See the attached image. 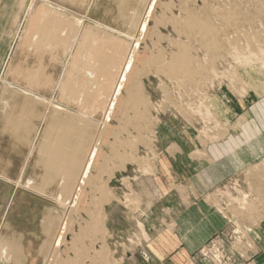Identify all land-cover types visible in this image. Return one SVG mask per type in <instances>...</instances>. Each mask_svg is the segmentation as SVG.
Wrapping results in <instances>:
<instances>
[{"label":"rangeland","instance_id":"rangeland-1","mask_svg":"<svg viewBox=\"0 0 264 264\" xmlns=\"http://www.w3.org/2000/svg\"><path fill=\"white\" fill-rule=\"evenodd\" d=\"M162 1L160 0L159 3L157 2L150 16H148L147 18H143V20H146L147 22L149 21L147 25L148 32L146 31V35L144 33V35H141L140 37L138 36L140 27H135L136 30H133V28L130 27L128 29L133 30L130 37L134 38L130 40L129 38L126 39V37L122 36L124 42L128 40L127 46L124 47L128 50L126 49L125 51L124 48L121 52L113 50V56L116 57H114L115 62H120L122 63V65L118 63V66H116V68L114 69L115 71L113 70V72H111L115 74L110 73L109 75H107L108 77L105 76L107 77V79L103 78V81L108 86V89L113 87L115 88V84L117 86V84L119 83L120 75L123 72L124 66L126 65L127 61L130 62L132 60L129 65V73H131L132 69L133 73H131L130 75L131 79H133V77L134 79L131 80L130 77L126 78L125 82L123 83L125 89L121 91L120 97H123L124 100L129 99L130 93L125 91L126 88L127 90H129L134 87L132 90L134 94L136 93V91L138 94L139 90V94H143L144 100L142 95H140L141 99L139 102L141 104H138V109L141 106L142 108L140 109H143V111H140L141 115L136 114L138 116H134L132 114L134 112H132L128 108L126 110L130 113H125L123 117L122 115H119L120 113L118 111H115L116 114H119H114V116L116 115L115 119L114 116H112V123L118 122V124L124 123L123 125H126L128 122L129 126H124L127 129H125V131L119 132L118 134V130L115 131V134L114 131L103 133L95 132V138L96 140H98H94V146H92L95 149V146H97V159H99L96 162L97 164L95 163L90 171V173H93V175L91 176L89 174L90 179H95V182L92 180V183L87 184L88 186H86L84 190L85 195L83 194L82 199H80L77 205V207L79 208H74L76 211L73 210V208H70L68 204L69 201L64 200L65 198H67V196L58 191V182L59 184H61V180H58V175L60 174L49 172L50 174L48 173L47 178L41 179V173L47 168L40 159L36 158L35 153L31 157L29 165H27L26 170L23 173L21 170L20 175H12L9 179L0 178V235L4 236L5 234L10 235L14 233V230L9 231L10 229H7L6 227L9 224L11 217L14 215L12 206H19L18 213L16 214L17 216H19L17 217L19 220L20 217L25 216L28 217V220L30 219L29 216H31V213L29 215L28 213L26 214L24 212V209H22L20 206L25 205L27 201H34L38 199V197L42 199L41 196L35 195L34 189L38 190L37 192L50 196L52 199H59L58 204L51 200H42L43 208H46L45 210L50 209L52 215L51 217L57 216L58 218L56 221L53 219L51 222L49 221L51 225H54L55 230L52 231L51 240H49L48 243H43L44 255L38 256L33 252L34 255L30 256L29 262L32 264H34V261L40 260L42 264H62L63 262L66 263V261L69 262H67L66 264L80 263V261L75 262L74 259L82 260V264H130L128 255H131V257H133L135 253L138 254L139 252H141V248L144 247V245L142 244V238H135L136 236H140L138 231L141 230L140 233H144V236L148 234H145L144 227L142 228V226H140L139 230V227L136 226V223L133 224L132 222H129L127 220L126 214L123 212L124 207L122 203L136 204L137 201H135V197L133 196H137L139 189L142 190V192H146V194L149 193L148 189L151 187L149 186L150 182H148L147 180L151 178L153 174L159 172V162L162 159L161 154L166 151V149H162V146H169L170 143H175L176 140L182 141L184 139L182 136L185 135V132H188L187 135L189 137L191 136V139H194V141L198 142V145H200L199 143H201V146L205 147L209 144L221 142L224 140H237L235 142L240 143L246 141L247 143H254L257 146L258 155L262 157V154L264 152V0ZM168 1L169 3H167ZM49 2L51 3L50 5L52 7L41 6L43 5L42 3H44L43 0H28L27 6L30 5L28 9L30 7L34 8H32L31 11L27 10V12L24 8L21 16L19 17L16 35L12 40L10 50L6 52L5 58L3 60L4 63L3 65L1 64L0 67V89H7L9 87V84L17 86V81H20L16 78V76H14L16 75V73L14 72V67L19 65L21 58V56L18 55L22 51L19 41L20 39L21 41H23L26 38V40H28L31 37L29 33H25L26 29H24V27L26 28V24L30 22V18H33L34 12H43L37 16L35 15L37 18H39L43 16L44 12L46 13L47 11H49V21L51 19H53L51 20L52 22L58 21V26H61V20L58 15L62 14V16H65V18H69L71 14L68 11L64 10L71 9V11L76 12L75 14H77V16L81 20L83 19L85 21L83 23V26H81L82 31L89 29L88 27L94 29L93 26L95 25L90 23L92 19H96L97 21H100L101 24H105L101 19V15L97 13V10L95 9L96 0H49ZM82 3H84L85 5L83 4V6ZM106 3H108L107 0ZM161 3H164L165 5L167 4L166 6L169 7H166ZM80 5L82 6L80 7ZM43 7L46 8V10ZM56 7L58 8V14L57 12L54 13L53 10V8ZM159 8H161L162 10ZM165 8L167 9L165 10ZM189 8L191 10H189ZM50 10H52L54 15ZM224 12L233 14L235 13V19L240 25L238 27H232L227 26L225 23H223L220 20L218 13ZM166 13L170 15L167 16ZM200 16H202V18L205 16L204 18L209 19L210 22H213L212 25L214 24L218 28V32L216 35L207 37L206 35H203V33L191 31L188 26L189 23H191L190 19H197V17L201 19ZM158 17L162 18L163 23L156 24L154 20L159 19ZM49 21L47 20V23ZM92 22L94 23V21ZM152 25L154 29L152 28ZM182 28H185V30H183ZM188 30L190 32H188ZM24 33L25 35H27L24 36ZM159 33H161V35ZM43 38L46 39L45 36H43ZM116 38L121 39L120 36ZM136 38L139 41L141 40L139 42L140 44L137 47H135V43L137 41ZM151 38H153L154 40ZM71 39L74 40V37ZM55 43L59 44L62 42H60V39H58L55 41ZM92 44L93 42L90 45ZM181 44L185 46L184 48L187 50L190 58L187 63V73H183L179 71V69L174 68L172 66V63L170 62L172 61L171 57L177 52L178 46ZM128 45L129 47L131 46V48H129ZM156 45H160V48ZM71 46L72 45H70V47L65 46L64 51H62V53H65V51H67V53H65V62L61 61L65 64L66 67L70 65V62H72V58H70V55L73 52L69 53L68 50V47L70 49ZM133 47H135V49ZM132 48L134 49L133 51ZM112 49L113 48L111 47L110 52ZM153 49H156V51L158 50V53ZM125 52L127 57L126 55H124ZM55 53L57 52L55 51ZM135 53H138L139 55ZM165 53L167 54V56H165ZM110 55H112V53H110ZM122 56H125L126 58H123ZM122 58L124 59V65ZM144 59H146L147 61ZM10 60L11 62L13 60L14 63L9 68L8 62ZM163 62L165 63L164 66ZM149 64L150 66L148 67ZM156 64L159 66H156ZM144 66L145 68H143ZM166 68L167 71H165ZM188 69L191 72H189L190 74L188 73ZM141 70L144 71L142 72ZM138 75L140 76L138 77ZM91 86L96 92L99 91V89L101 88L100 78H98V81H94V83L92 82ZM98 94L101 95L100 93H97V95ZM133 96L134 95H132V97ZM145 100L148 105L147 107H145L146 102H143ZM77 103L79 106V101ZM83 103L85 105L86 101L83 100ZM93 106L96 107V105H92V107ZM94 107L93 109L95 110ZM97 109L98 108H96V110ZM96 110L91 112L94 113L96 112ZM146 110L147 113L144 112ZM81 111L90 112L89 110H85L84 108ZM52 112H54V109H51L50 114ZM126 114H130L131 117L129 116L128 118ZM142 114H146V118ZM97 117L103 118V115L101 114ZM118 117H120L119 119H121L122 117L124 122H119L120 120L117 121ZM137 117L139 118L138 121L135 120L138 119ZM140 117L143 118L140 119ZM130 118H132V121H134L131 122ZM1 120L2 119H0V125L2 124ZM95 123L97 122L95 121ZM96 125L94 124V126ZM130 125H133V128L138 126L137 130L135 128H130ZM134 130H136L137 132ZM138 131H140V133ZM128 132L131 134V136L130 134H128ZM135 132L137 135L135 134ZM110 135L113 137L110 138ZM134 138L135 140H133ZM123 139H126L127 141L124 142ZM111 142L118 143L114 144L113 147ZM126 142L130 143L126 144ZM121 144H126L125 146H127V148L125 146L124 149L123 146L122 148L119 147V145L121 146ZM33 147H35V151H37L38 143L36 142ZM174 148L175 147H173V149ZM111 150H113V153H115L109 154L112 153ZM123 151H125L124 154ZM103 155H105V157L106 155H108L106 158H108L109 160L103 157ZM113 156H115L114 159L112 158ZM116 157L119 158L116 159ZM126 158H128L129 160ZM110 159L112 162L111 164ZM115 160H117L118 162ZM119 161H121L122 164ZM105 162H109V164ZM61 166L62 164L59 165L56 163H50V168H53L55 170L61 168ZM75 168L76 166L73 167V170H75ZM104 168H106L105 171ZM95 173H100V175H98L100 177H98ZM101 174L104 177L101 176ZM60 177L64 176L60 175L59 178ZM28 179H31L30 184L32 188L30 187V185L28 186L30 188H26ZM244 179L245 181L242 180L239 183H235L234 192L228 194L230 198L227 211H225V213H232V217L238 219V221L234 220L233 224L235 223L242 227V229L240 230L242 231L241 234L236 235V229L234 225H232V228L228 233V238H225L222 235L215 236L205 245L204 248H201L199 252L192 256L191 259L193 264H264V239H262V241L259 240L255 243L254 239H252L251 236V227H257L262 222L264 224V164L258 167L257 170L248 171L246 174H244ZM99 181L101 182L99 183ZM96 183L100 185L96 186ZM101 185H103L102 187L104 188V190H102L103 188L101 187ZM91 186H94V188ZM256 193L258 196H255ZM92 198L97 200L93 201ZM86 202L87 204H90V207L89 205H84L86 204ZM60 204L62 207L60 206ZM85 207L88 208L86 209ZM62 208H64L65 210ZM41 209H34L32 213L31 218L33 219V221H36L33 222L34 225H38L46 215L48 216V210L47 212H43L41 211ZM85 209L88 211L85 212ZM93 214H97V217ZM92 216H94L95 218L93 217L92 219ZM67 217H71L70 221H68ZM66 219L68 222H65ZM92 220L96 221L93 222ZM69 222L71 224H69V228H67ZM77 222L79 223V226L81 225V222L83 223V227L80 226L82 227V231H80L81 229H79L80 227H78ZM65 224L66 227H63ZM72 224H74V226ZM96 224L98 225V231ZM244 224H247L250 228L244 226ZM89 226H91V228ZM85 227H88L86 229H89L90 231H85ZM63 228H67V232ZM92 229L93 232H91ZM63 231H65V233H63ZM72 231L74 232L72 233ZM77 232L80 233L78 234ZM16 234L19 235L18 232H16ZM86 234L87 236H89L87 237ZM59 235L63 236L60 237ZM60 238L61 243H59ZM11 239L12 238H10L9 241H11ZM32 239H35V235L27 236V238L25 237L26 243H30L26 244L25 246V248H27L26 252H29L32 249ZM72 240L76 241L74 242ZM82 240H85V242H87L84 243L82 242ZM92 240H94L95 242H92ZM40 241L41 240H39V242ZM80 241L82 245L84 243L83 246L80 244ZM89 241L92 244L90 245V248L87 249L88 251L85 250V252L86 254L88 252L91 257L87 258L85 257L84 253L80 252L84 251L80 249H84L85 244L88 247ZM218 241L219 243L217 244L216 242ZM58 243L60 244L59 248L57 247ZM75 243L76 249L74 246ZM213 245L214 247H219V252L221 253L222 260L220 259V256L218 258L219 261H216L217 259L214 258V255L216 257H218V255L216 254L215 250L213 251ZM8 246L10 247V245ZM50 246L52 247V249ZM1 248L3 249H1L0 251V264H14L13 260H8L9 258L7 248L4 245H1ZM56 251L57 253H55ZM257 251L259 252L258 255ZM80 253L82 254L83 258L81 257ZM33 257L34 260L32 259ZM69 258L71 260L74 258L72 260L73 262ZM69 260L71 261V263ZM18 264H26V262L21 261L18 262Z\"/></svg>","mask_w":264,"mask_h":264},{"label":"bare ground","instance_id":"bare-ground-1","mask_svg":"<svg viewBox=\"0 0 264 264\" xmlns=\"http://www.w3.org/2000/svg\"><path fill=\"white\" fill-rule=\"evenodd\" d=\"M60 1H62V0H60ZM23 2L24 1H22V3ZM43 2L44 3H42L43 5H41V6L52 7L50 5L51 1L49 2V0H43ZM78 2H81V1H78ZM107 2L108 3H106V0H96V4H95L96 5L95 9L97 10V13H99L101 15V19L105 24H101L100 21H97L96 19H92V21H94V23L92 21H90V23L94 24L96 27L93 26L94 29H91L90 27H88L89 29H86L83 31H82L81 26H83V23L85 21L83 19L81 20L77 16V14H75L76 12L71 11V9L70 10L69 9H66V10L63 9L64 11H68L71 14L69 16V18H65V16H62V14L58 15V17H60V20H61V22H60L61 26L60 25L58 26V24H59L58 21L52 22L51 20H53V19H51L49 21V18H50L49 14H48V13H50L49 11H47L46 13L44 12L43 16L39 17V18H37L36 16L43 13V12H38V11L36 13L34 12L33 18L31 17L30 22L29 23L26 22L27 23L26 28L24 27V29H26L25 33H29L32 38L30 37L28 40H26L27 38L25 37L26 39L23 41H21V39L19 41V39H18V41L20 42V47H21L22 51L20 52V54H18L21 56V58H20L19 65L14 67V72L16 73V75H14V76H16V78L19 79L20 81H17V86L13 85V84H9V87L7 89H0V103H1L0 104L1 105L0 116H3V117H0V119H2L1 120L2 124L0 125V178L9 179V178H11L12 175H18V174L20 175L21 170L23 173L26 170L27 165H29L31 157L35 153L36 158L40 159L47 168L46 170H44L41 173L42 174L41 179L47 178L48 177L47 175L49 172L57 173V174L64 176V177L59 178L60 175H58V180H61V184H59V182L57 180L58 187H59L58 191L60 193H62L63 195L65 194L67 196V198H65L64 200L69 201L68 202L69 207L73 208V210H75L74 208L77 207L80 199H82V196L84 194V190H85L86 186H88L87 184L92 183L91 182L92 180L95 182V179H90V177H89V174L91 176L93 175V173H90V171H91L93 165L99 159V158L97 159V156H98V154H97L98 150H96V149H98L97 146H95L96 149L93 148L94 140H96L95 132H97V133L102 132L103 133V132H109V131L113 132L114 131V134H115V131L118 130L117 131V134H118L119 132L125 131V129H127L126 127L129 126L128 122L126 125H123L124 123L118 124V122L112 123L111 118H112V116H114V114H116L115 111H118L120 113V114L117 113L116 115L119 114V115H122V117L125 115V113L129 112L126 110L128 108H129V110L134 112V113H132L134 116L136 114L141 115L140 111H143V109L142 110L140 109V108H142L141 106L138 109V104L139 105L141 104L139 102L141 99L140 95H142L143 100H144V96L142 93L139 94L140 93L139 90H138V94H137V91L134 94L132 91L134 87L129 89V90H127V88H126L125 91L130 93L129 99L124 100L123 97H120L121 91L125 89L123 83L125 82L126 78L130 77V79H131L130 74L133 73L132 69H131V73H129V65H130V62H132L131 58H130V60H131L130 62L127 61L126 65L124 66V69L122 68L123 72L120 75L119 83L117 84V86L115 84V88L113 87V88L108 89V86L103 81V78L107 79V77H108L107 75H109L111 72H113V70L116 68V66H118V63H120V62H115L116 57L113 56V50L121 52V51H123V48L127 46L128 40L124 42V40L122 39L123 38L122 36L126 37V39H128V38L130 40L133 39L134 37L131 38L130 35H131L133 30H136L135 27H140L138 36L141 37V35H144V33L146 35V31L148 32L147 25H148L149 21L147 22L146 20H143V18L144 17L147 18L148 16H150V14L154 10L155 5L157 4V2L159 3L160 0L159 1L158 0H107ZM162 2H164V1H162ZM167 3H169V1ZM170 3H171V1H170ZM83 4L84 3H82V5ZM161 4L165 5L164 3H161ZM75 5H76V3H75ZM82 5H80V7ZM163 5H160V6H163ZM174 5H175V3H174ZM29 6H26V8H25V6L20 5L19 12H21L24 8L26 9V12H27V10L31 11L32 8H34V7H32V8L30 7L28 9ZM57 7L53 8V10H54V13L57 12V14H58V8ZM166 7H169V6H166ZM161 8H159V9H161ZM44 9L46 10V8H44ZM166 9L167 8H165V10ZM189 10H191V9L189 8ZM50 11L53 14L52 10H50ZM163 12H164V10H163ZM158 13H160V12H158ZM191 13H189V14H191ZM170 14H171V11H170ZM234 14L224 12V13H218V16H219L220 20L223 23H225L227 26L238 27L240 24H238L237 20L235 19ZM169 15L167 14V16H169ZM183 15H184V13H183ZM29 16H30V14H29ZM167 16H166V18H167ZM66 17H67V15H66ZM200 17H201V19L198 17H197V19H190L191 23H189L188 26L191 29V31L192 32L197 31V32L203 33V35H206L207 37H209V36L212 37V36L216 35L218 32V30H217L218 28L214 24L212 25L213 22H210L209 19L204 18L205 16L203 18H202V16H200ZM158 18L159 19H155V18H154L155 20L153 19L156 22V24L163 23L162 18H160V17H158ZM47 20L49 21L48 22L49 24L47 23ZM176 21H177V19H176ZM130 27L133 28V30H129L128 28H130ZM54 28H56V29H54ZM95 28H99V29H95ZM152 28H153V25H152ZM101 29H104V30H101ZM78 30H79V32H78ZM183 30H185V28ZM22 32H23V30H22ZM151 32H153V31H151ZM188 32H190V31L188 30ZM25 33H24V36L27 35V34L25 35ZM159 34L161 35V33H159ZM43 36H45L46 39L43 38ZM118 36H120L121 39L116 38ZM73 37H74V40L71 39ZM145 37H147V36H145ZM162 38H163V36H162ZM58 39H60V42H62V43L56 44L55 41ZM151 39H153V38H151ZM136 40H137V38H136ZM140 41L139 40L136 41L135 47H137L140 44L139 43ZM170 41H172V40H170ZM92 42H93V44L90 45ZM125 43H126V45H125ZM11 44H8L5 47L6 51L10 50ZM70 45H72V46L69 49ZM129 45H128V47H129ZM145 45H147V44H145ZM65 46L66 47L69 46L68 47L69 53L73 52L70 55V58H72V62H70V65L67 67L65 66L64 63H62L63 61L65 62V60H66L65 53H67V51H65V53L64 52L62 53V51H64ZM156 46H158V45H156ZM111 47L113 49L110 52ZM135 47H133V48L135 49ZM184 47L185 46L182 44L178 46V50L175 54H173V56L171 57L172 61H170V62L172 63V66L174 68L179 69V71H181L183 73L184 72L187 73V71H186L187 67H188L187 63H188V60L190 58H189V54H188L187 50ZM15 48H16V46H15ZM129 48H131V46ZM133 48H132V51L134 50ZM126 49H125V51H126ZM54 50L57 53H55ZM154 51H156V49ZM110 53H112V55H110ZM135 54H138V53H135ZM5 55H6V53L4 54L3 59L1 57V60H0L1 61L0 63L2 65L4 63L3 60L5 58ZM124 55H126V52ZM165 56H167L166 53H165ZM126 57H127V55H126ZM61 58H62V60H61ZM123 58H122V61L124 60ZM162 58H165V57H162ZM144 60H146V59H144ZM125 62H126V60H125ZM13 63H14L13 60H12V62L10 60L8 62V67L10 68V66L13 65ZM164 64L165 63L163 62V66H164ZM120 65H122V63H120ZM120 65H119V67H120ZM123 65H124V61H123ZM153 65H152V67H153ZM145 66L143 68H145ZM149 66H150V64L148 65V67ZM156 66H159V65L156 64ZM121 67H123V66H121ZM138 68H140V67H138ZM158 68H161V67H158ZM165 71H167V68ZM168 71H169V69H168ZM189 72H190V70L188 71V73ZM111 74H115V73H111ZM105 76H107V77H105ZM139 76L140 75H138V77ZM98 78H100L101 88L99 89V91L96 92L94 90V88H92L91 84H92V82L94 83V81H98ZM11 79H13V78H11ZM110 79H108V80H110ZM133 79H134V77H133ZM133 79H131V80H133ZM141 79H140V83H141ZM138 82H139V80H138ZM96 84H97V82H96ZM104 84H105V86H104ZM97 93H100L101 95H99V94L97 95ZM108 95H109V98H108ZM132 95H134V96L132 97ZM125 97H126V94H125ZM83 100L86 101L85 105L83 103ZM78 101H79V106L77 103ZM143 102H146V100ZM2 103H3V109H2ZM92 105H96V107L93 106L95 108V110H96V108H98L96 110L97 113L91 112V111H95L93 109ZM143 105H145V104H143ZM147 106L148 105L146 102L145 107H147ZM83 108L85 110H89L90 112L81 111ZM51 109H54V112H52L50 114ZM144 112L147 113V110ZM101 114L103 115V118L97 117V116H100ZM126 115L129 118L130 114L129 115L126 114ZM138 115H136V116H138ZM115 116H114V119H115ZM143 116H145V118H146L147 115L145 114ZM122 117H121L122 120L119 119L120 117H118L117 121L120 120L119 122H122L123 121ZM142 118L143 117H140V119H142ZM130 119H131L130 120L131 122L134 121V120L132 121V118H130ZM133 119H135V118H133ZM135 120L138 121L139 118L135 119ZM95 121L97 123H95ZM146 121H147V119H146ZM94 124L95 125L97 124V125L94 126ZM124 126H126V127H124ZM132 126L130 128H133ZM137 127L138 126H136L134 128L137 130ZM139 127H141V126H139ZM112 129H114V130H112ZM136 130H134V131H136ZM140 131H138V132L140 133ZM136 132H135V134H136ZM128 134H130V133L128 132ZM96 135H98V134H96ZM120 136H122V135H120ZM130 136H131V134H130ZM111 137H113V136L110 135V138ZM140 137H141V135H140ZM135 138L133 140H135ZM117 139H118V137H117ZM108 141H110V140H108ZM119 141H120V139H119ZM125 141H127V140L125 139L124 142ZM36 142L38 143L37 151H35V147H33ZM99 142H101V141H99ZM108 143H110V142H108ZM117 143L111 142L113 147H114V144H117ZM127 143L128 142H126V144ZM104 144H105V141H104ZM126 144H124V145L121 144V146L119 145V147L122 148V146H123V149L125 147L127 148V146H125ZM29 148H30V150H29ZM100 151H101V149H100ZM111 151H112V153H109V154L115 153V152L113 153V150H111ZM125 151H123V154ZM123 154H122V156H123ZM107 156L108 155H106V157ZM103 157H105V155H103ZM112 158L114 159L115 156H113ZM118 158L116 157V159H118ZM128 158H126V159H128ZM106 159L109 160L108 158H106ZM115 161H117V160H115ZM121 161H119V162L121 163ZM126 162H127V160H126ZM50 163H56L59 165L62 164V166H61V168L55 170L53 168H50ZM105 163L109 164V162H105ZM111 163L112 162L110 159V164ZM74 166H76L75 170H73ZM105 169L106 168H104V171H105ZM100 173L99 174L95 173V174H97V176H98V175H100ZM103 174H105V173H103ZM101 176H103V175L101 174ZM98 177H100V176H98ZM89 180H90V182H89ZM30 181H31V179L30 180L28 179L26 188H30V187L32 188ZM100 182L101 181H99V183ZM29 185H30V187H28ZM97 185L98 184L96 183V186ZM102 186L103 185H101V187ZM91 187L94 188V186H91ZM95 189H96V187H95ZM102 190H104V188ZM34 191H35V195L41 196L42 199H40L38 197V199H36L34 201H30V202L27 201L25 205L20 206L22 209H24V212L26 214L28 213V215H29L31 213V216H29L30 219L28 220V217L25 216V217H20V220H19L17 218L19 216L16 215L18 213L19 206H17V205L12 206L14 215L11 217L9 224L7 225V229L9 228L10 229L9 231L14 230V233L10 234V235L5 234L4 236L0 235V251H1V249H3V248H1V245H4L8 250V258H9L8 260H10V258H13L14 264H18V262H21V261H25L26 264H32L29 262V260H30V256L34 255L33 252L38 256H40V255L43 256L44 255L43 243H45V242L48 243V241L51 240L52 231L55 230L54 225H51L49 223V221L51 222L52 219L56 221L58 217L57 216L51 217L52 215H51L50 209H47L48 210V216L46 215L45 218L42 217L43 219L40 222H39L40 219L38 220V222H39L38 225L33 224V222H36V221L35 220L33 221V219L31 217H32V213H33L34 209H38V208L41 209L42 208L41 211L47 212V210H45L46 208H43V206H42V203H43L42 200H44V201L51 200V201H54L56 204H58L59 199L58 198L52 199L50 196H48L46 194H42L40 192H37L38 190H35V189H34ZM89 191H91V190H89ZM92 192H90V193H92ZM101 197H103V196H101ZM93 198H94V196H93ZM93 198H92L93 201L97 200V199L95 200ZM90 200H91V198H90ZM84 205L85 206L89 205V207H90V204H87V202ZM60 206H61V204H60ZM94 206H96V205H94ZM78 208L79 207H77V209ZM85 208L87 209L88 207H85ZM62 209H64V208H62ZM86 209L84 210L85 212L88 211ZM66 212H68V211H66ZM71 212H72V210H71ZM92 212H93V209H92ZM64 214H66V213H64ZM93 215H96V217H97V214H93ZM71 217L70 218L67 217L68 221H70ZM93 217L94 216H92V219H93ZM63 220H64V218H63ZM68 221L66 219L65 222H68ZM90 221H91V219H90ZM92 221L95 222L96 220L95 221L92 220ZM84 223H85V220H84ZM69 224H71V223L70 222L68 223L67 228H69L68 227ZM77 224H78V227H80V226H82L83 223L81 222L80 226H79L78 222H77ZM33 225H34V227H33ZM72 225L74 226V224H72ZM52 226H53V228H52ZM63 227H66V224ZM82 227L79 228V229H81L80 231H82ZM89 227L91 228V226H89ZM67 228H65V229L63 228V229L66 231ZM86 228H88V227L84 228L85 231L87 230ZM65 231H63V233H65ZM97 231H98V225H97ZM16 232H18L19 235H17ZM73 232L74 231H72V233ZM91 232H93V229L91 230ZM58 233H59V231H58ZM61 233H62V231H61ZM31 235H35V239L34 240L32 239V241H31V245H32L31 251L26 252L27 248H25V246H26V244H30V243H26L25 237L27 238V236H31ZM62 236H60V237H62ZM64 236H65V234H64ZM76 236H77V234H76ZM79 236H83V235H79ZM86 236H87V234H86ZM10 238H12L11 241H9ZM83 238H85V237H83ZM39 240H41V241L39 242ZM72 241L75 242L76 240H72ZM93 241L94 240H92V242ZM82 242L86 243L87 241L85 242V240L84 241L82 240ZM36 243H39V244H36ZM59 243H61V238L59 240ZM59 243L57 245L58 248L60 247ZM76 243L74 244V246L76 245ZM84 243H83V245H84ZM80 244H81V241H80ZM88 244H89L88 247L85 244L84 249H80V250L84 251V252H82V251H80V252L84 253L85 257H87V258L91 257V256L87 252V254L89 255L88 256L86 254L85 250L89 249L90 245L92 243L89 241ZM8 245H10V247ZM57 247H55V248H57ZM45 249H47V248H45ZM51 249H52V247H51ZM75 249H76V246H75ZM90 251H91V249H90ZM55 253H57V251ZM81 253H80V255L82 257ZM32 259L34 260V257ZM51 259H52V257H51ZM71 261H70V263H71ZM74 261L75 262L80 261L79 264H82V260H79V259L75 260L74 259ZM67 262L68 261H66V263ZM46 263H47V261H46ZM66 263H64V264H66ZM34 264H42V262H41V260L40 261H34Z\"/></svg>","mask_w":264,"mask_h":264},{"label":"crops","instance_id":"crops-1","mask_svg":"<svg viewBox=\"0 0 264 264\" xmlns=\"http://www.w3.org/2000/svg\"><path fill=\"white\" fill-rule=\"evenodd\" d=\"M20 5L26 8L28 0H0V60L16 35ZM187 134L182 141L162 146L166 151L159 172L147 180L149 193L139 189L133 196L136 204L122 203L127 220L148 234L138 231L135 238L141 237L144 247L128 255L130 264H193L194 254L215 236L228 234L238 221L225 213L235 183L264 164V152L259 156L254 143L224 140L205 147ZM251 228L255 243L262 241L263 222Z\"/></svg>","mask_w":264,"mask_h":264},{"label":"built area","instance_id":"built-area-1","mask_svg":"<svg viewBox=\"0 0 264 264\" xmlns=\"http://www.w3.org/2000/svg\"><path fill=\"white\" fill-rule=\"evenodd\" d=\"M234 225V227H235V234L236 235H240L241 234V232L242 231H240L241 229H242V227L241 226H239L238 224H233ZM223 237H225V238H228V234H226V235H222ZM217 244L219 243V241L218 242H216ZM216 246V245H215ZM215 248V249H214ZM212 249H213V251L215 250V252H216V254L218 255V257H216L215 255H214V258H216L217 260L216 261H219V256H220V259L222 260V258H221V253L219 252V247H214V245H213V247H212ZM218 250V251H217Z\"/></svg>","mask_w":264,"mask_h":264}]
</instances>
